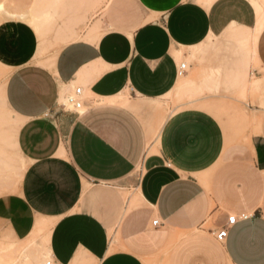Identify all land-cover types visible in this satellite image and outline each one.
I'll return each mask as SVG.
<instances>
[{"label": "crops", "instance_id": "crops-1", "mask_svg": "<svg viewBox=\"0 0 264 264\" xmlns=\"http://www.w3.org/2000/svg\"><path fill=\"white\" fill-rule=\"evenodd\" d=\"M256 22L248 0H113L43 56L30 25L1 22L2 99L26 168L0 198L13 242L0 246L40 233L52 264H264V109L233 141L202 111L151 110L178 82L174 50ZM254 51L264 70V28ZM79 87L77 114L60 99Z\"/></svg>", "mask_w": 264, "mask_h": 264}, {"label": "rangeland", "instance_id": "rangeland-1", "mask_svg": "<svg viewBox=\"0 0 264 264\" xmlns=\"http://www.w3.org/2000/svg\"><path fill=\"white\" fill-rule=\"evenodd\" d=\"M112 1L0 0V23L6 20L27 23L38 37V55H51L68 42L79 39L74 28L86 29L95 12L102 6L106 9ZM248 1L253 5L254 0ZM86 12H91L90 18L83 14ZM76 13L78 15H74ZM254 31L255 28H228L222 37H210L190 49L174 50L180 55L172 52L175 62L178 67L185 64V72L179 76L174 89L156 101L160 108L153 106V113L165 118L182 110H199L216 119L230 140L246 138L245 134L255 127L259 115L253 110L257 107L264 109V104L260 103L264 101V70L255 59ZM99 35L97 28L92 27L85 38L97 39ZM7 75L6 69L0 65V198L17 191L20 173L26 168L15 146L19 123L5 108L2 99ZM71 94V91L67 92L61 103H65ZM82 98L85 101L90 96L83 92ZM127 98L129 103L131 99ZM131 109L139 112L137 105ZM0 241L13 243L8 236ZM24 241L27 242L23 244ZM22 242L15 243L11 249L13 257L9 264H26L25 254L28 258L31 255L35 258L34 263L31 261L33 264L51 261L43 234L31 233ZM9 249L0 246V254H6ZM0 264L8 262L3 259Z\"/></svg>", "mask_w": 264, "mask_h": 264}, {"label": "built area", "instance_id": "built-area-1", "mask_svg": "<svg viewBox=\"0 0 264 264\" xmlns=\"http://www.w3.org/2000/svg\"><path fill=\"white\" fill-rule=\"evenodd\" d=\"M186 65L180 64L179 65V71L178 74L182 75L185 72ZM83 96V90L81 87L75 88L71 95H69L66 99V102L62 104V107L71 112H75L77 114L83 113L85 111V101L82 98ZM242 218H245L243 215ZM237 220V217L232 215L227 218V224L228 226H232L235 224ZM152 225H157V221H153ZM227 236V229L223 228L219 232L216 233V239L218 241H223ZM51 262H48L47 264H50Z\"/></svg>", "mask_w": 264, "mask_h": 264}, {"label": "bare ground", "instance_id": "bare-ground-1", "mask_svg": "<svg viewBox=\"0 0 264 264\" xmlns=\"http://www.w3.org/2000/svg\"><path fill=\"white\" fill-rule=\"evenodd\" d=\"M207 4L208 3V1H205L204 2V4ZM253 6H254V10H255V12H256V16H257V22H256V26H255V31H254V34H253V40L254 41H256V38L258 37V33L264 28V0H254L253 1ZM175 55L177 56H180L179 55V53L178 52H175ZM63 97H64V95H62L61 96V99H60V102L61 101H63ZM128 103V102H127ZM20 174H22V173H20ZM39 226V225H38ZM37 226V227H38ZM36 227V228H37ZM36 232H39V231H37L36 230ZM25 242V241H24ZM31 242V241H30ZM26 246V245H25ZM11 249L12 248H10L9 249V252H7L6 254H0V263L3 261V259L4 260H6V262H8V264H9V262L12 260V254H11ZM22 251V250H21ZM32 256V255H31ZM31 256H29V258H28V256L25 254L24 255V260H25V263L26 264H33L34 262V260H35V258H33V257H31ZM33 263H32V262ZM18 262V261H17ZM51 262V261H50ZM48 262H46V264H47ZM17 264V263H16Z\"/></svg>", "mask_w": 264, "mask_h": 264}]
</instances>
